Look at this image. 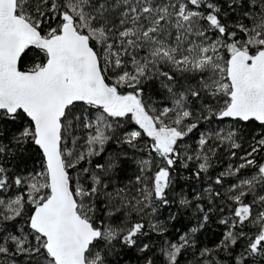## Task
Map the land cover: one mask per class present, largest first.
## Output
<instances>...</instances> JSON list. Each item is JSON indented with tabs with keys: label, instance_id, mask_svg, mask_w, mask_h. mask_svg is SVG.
<instances>
[{
	"label": "snow or ice",
	"instance_id": "1",
	"mask_svg": "<svg viewBox=\"0 0 264 264\" xmlns=\"http://www.w3.org/2000/svg\"><path fill=\"white\" fill-rule=\"evenodd\" d=\"M0 264H264V0H0Z\"/></svg>",
	"mask_w": 264,
	"mask_h": 264
},
{
	"label": "trees",
	"instance_id": "2",
	"mask_svg": "<svg viewBox=\"0 0 264 264\" xmlns=\"http://www.w3.org/2000/svg\"><path fill=\"white\" fill-rule=\"evenodd\" d=\"M110 150H112V146H110ZM227 162V159H225L224 165H217L216 168L210 171L209 175L213 176L214 178L215 175L223 169V166H225ZM192 167L194 168L195 165H192ZM127 174H131V169H129V172ZM185 175H187V173H185ZM181 187L183 188L184 193L187 194L191 199L194 192L201 191L204 187H207V181L203 178L201 180L191 179L181 182ZM190 216L191 212L185 213V215L182 217L183 223L189 224L191 221L188 217ZM179 226L180 225H177V227ZM222 231L223 226L219 225L218 216L213 215L211 218V222L205 227V229L201 233H199V243L201 244V246H214L219 241ZM131 259L133 260V262L135 261V254L131 255ZM189 259L193 258L189 257Z\"/></svg>",
	"mask_w": 264,
	"mask_h": 264
}]
</instances>
